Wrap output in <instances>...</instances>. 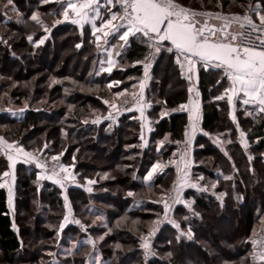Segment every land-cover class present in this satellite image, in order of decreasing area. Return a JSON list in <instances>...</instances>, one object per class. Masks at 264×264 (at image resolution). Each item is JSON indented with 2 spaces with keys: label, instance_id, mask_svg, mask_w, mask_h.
<instances>
[{
  "label": "trees",
  "instance_id": "16d2710c",
  "mask_svg": "<svg viewBox=\"0 0 264 264\" xmlns=\"http://www.w3.org/2000/svg\"><path fill=\"white\" fill-rule=\"evenodd\" d=\"M198 1L189 0L190 4L184 6L225 11L237 4H241V8L252 2L205 0L202 6L195 5ZM206 1L211 4L207 6L209 3ZM258 2L261 13H264V0ZM13 3L15 11L13 6L7 5V0H0V74L10 71L14 72V75L23 74L32 80L28 85L24 83L19 86L0 83V100L3 103L5 94L15 97L18 104L28 99V105L19 115L9 112V106H1L0 126H18L12 135L13 139H22L21 142L25 140L23 143L26 146H29L27 144L33 138L41 144L42 138L33 137L35 135L32 134L43 129L45 132H53L50 139L57 146L61 147L62 141L72 139L71 145H63L67 150L74 151L80 144L89 142L90 146L110 160L115 170L107 171L105 178L93 183L92 191H86L79 185L66 187L72 211L100 216L104 223L96 229L98 232L110 230L111 233L92 245L86 241L88 231H83L76 223L69 222L61 231L71 240H75L76 245L65 256L66 260L55 259L56 251L40 264H51L49 261L52 260L53 264H85L91 254L88 249L92 250V246L99 252L100 264H142L139 235L148 230L144 222L150 219L153 221L160 213L162 207L156 197L165 194L170 188L173 175L171 167H165L154 174L151 181L146 177L156 161L166 163L171 159L175 142L183 140L186 136L187 115L184 111L177 110L179 104L186 99L185 79L173 63L172 53L165 50L166 47L154 54V63L150 68L152 78L144 92L145 101L150 103L147 115L153 121V128L144 144L140 138V121L134 112L122 113L116 122L100 120V117L107 113L103 98L107 96L108 89L110 90L107 88L110 80H120L119 86L112 87L111 90L131 91V88L137 85L141 63L135 62L143 59L145 38L139 34L132 36L128 47L121 51L118 63L124 69H116L111 73L103 72L99 67L100 50L89 27L79 29L70 22H62L53 27L55 21L62 18L61 4L57 0L47 3L45 0H13ZM33 14L40 16L49 31L45 32L44 27L30 19ZM28 36H32L33 41H29ZM45 37L47 39L44 44L36 47V43ZM78 44L81 47L77 48ZM38 70L57 74L60 77L59 82L51 84L49 75H36ZM198 77L204 117L200 125L202 132L195 137L193 143L192 170L194 175L203 177L202 183L213 182L215 190L224 194L221 199L207 191L187 189L184 193L193 199L192 208H195L199 215L189 214L181 223L178 222L179 227L172 221L162 225L155 237L158 252L147 264H175L171 259L172 255L180 256L183 251L194 253L190 252L194 257H189L183 264H205L200 257L208 255L209 249L202 242H206L211 249L217 248L215 241H209L205 236L210 235L206 216L203 215L207 210L219 213L226 222H231V218L227 216L228 211H231L237 213L244 222L241 230L236 229V225L230 233L232 238L236 237L238 240L228 241V246H223L217 252L221 255V264H226V261L233 264L239 248L247 252L252 249L250 235L259 214L264 210V203L261 201L264 199V113L253 107L238 104L235 111L236 121H233L228 116L226 98L215 99L223 93L228 84L223 72L214 67L205 69L200 66ZM36 83L45 86L40 88V95L32 97ZM82 86L89 88L88 91ZM68 88L72 91H64ZM43 92L48 96L49 102L54 103L51 109L32 106L42 99ZM94 108L101 111L97 119H92L89 115ZM163 112L168 114L161 117ZM96 120L99 122L94 123ZM241 131L245 134L247 149L241 143ZM209 134L216 135L221 143L212 140ZM159 141H163V144L158 146ZM249 156L252 157L251 160ZM6 167L7 158L0 152V174ZM75 167L79 169L82 178L87 177L88 171L96 168L89 162H80L78 159ZM15 169L18 175L12 212L7 206L6 190L0 188V264H13L21 260L27 264H39L38 257L43 256L42 252L48 249L50 244L41 241L33 249V254L25 255L31 239L22 222L31 217L32 222L41 224H52L55 219L60 220L63 214L62 189L54 181H39L37 168L31 163L19 162ZM225 176L232 178L225 179ZM113 184L117 188L109 189L108 186ZM22 192L32 194L29 202L22 199ZM129 192L133 195L129 196ZM180 209L189 212L187 207L178 204L174 214L181 212ZM242 211L243 216H240ZM21 212L24 215H21ZM130 224L132 228L129 227ZM186 227L193 232L191 239L187 235H181V230ZM42 236L44 234L40 235V238ZM106 241L107 248L104 246ZM167 249L168 255L165 253ZM196 252L200 255V260L196 259ZM227 252L231 254H225ZM213 257L211 256V259Z\"/></svg>",
  "mask_w": 264,
  "mask_h": 264
},
{
  "label": "snow or ice",
  "instance_id": "6c2138e0",
  "mask_svg": "<svg viewBox=\"0 0 264 264\" xmlns=\"http://www.w3.org/2000/svg\"><path fill=\"white\" fill-rule=\"evenodd\" d=\"M50 0H45V3ZM61 4L63 17L62 20H56L55 24H60L64 21L71 20V23L80 25L83 27L84 23H90L92 27V35L95 37L97 47L100 48V41L103 40L104 44L108 43L107 38L110 36H116L118 41L123 43L119 45L121 49L126 47L130 36H137L138 34L146 38L148 48L150 52L145 57L146 61H150L154 53L161 51L164 42H169L170 47L165 50L175 53L176 63L180 66L181 70L185 69L187 65V71L193 72L197 62H201L205 67L214 66L216 69H220L223 72L224 77L230 82V86L224 90V93L215 97L216 100H223L227 97L228 103L231 105L233 96H239L243 94L244 99L242 103L245 105H254L258 108L260 113H264V14L260 11V5L257 4L252 8L255 16L258 19V23L255 22L251 16L245 15L242 18L240 16H233L231 19L219 14H213L209 12H198L186 8L175 0H107L108 18H104L101 15L102 0H58ZM7 5L13 6L15 11L13 0H7ZM119 5L121 11L114 12L112 8ZM196 17H210L217 20H223L224 24L220 27L210 26L207 20L203 22L197 20ZM36 24L44 27V31H49L47 26H44V22L38 14H33L30 18ZM97 20L101 21L97 26ZM239 22V31H229L231 23ZM199 25V26H198ZM101 35H97V34ZM219 33V35H217ZM44 39H40L36 43V47L44 44ZM29 41H33L32 36H28ZM77 48L81 45H76ZM109 59L107 61H101V71L111 73L115 61L111 59L112 53L109 52ZM116 55H120L119 52ZM107 67H104V64ZM150 63H144V75L148 78V70ZM190 78V77H189ZM218 84L220 81L217 82ZM120 82L116 81L108 84V88L119 86ZM143 88L144 84L141 82L140 89L141 94L139 98H136V93H131L134 98L133 102L137 105L143 101ZM191 92L192 89H189ZM127 90L116 93V98L126 97ZM198 95V94H197ZM104 103L109 104L110 108L119 110V106L116 103H111L105 100ZM129 101L124 100V104L127 105ZM187 105H181L177 110H186ZM198 104L193 107L189 114V127L192 132L191 135L186 132L188 139L186 144L191 142V136L195 134L198 125ZM127 110L131 111L129 107ZM141 116L144 115L143 108L140 109ZM168 113H161V117L166 116ZM112 118L111 112L109 117ZM235 120V116H233ZM98 123L99 120L93 121ZM207 135V133H205ZM244 132H240L241 143L244 148L247 149L248 144L244 141ZM167 137H165V140ZM231 143V141H228ZM163 141H161V145ZM222 146V144H221ZM0 147L6 150L7 159L12 161V167H14L15 161L13 156L9 154L11 150H14L17 154H23L28 159L25 161H35L37 168H43L47 171L49 165L47 161L41 162L40 159L34 156L31 152H27L23 147L18 146L15 142H8L4 138L0 137ZM47 147V144L44 146ZM63 153H61L62 155ZM181 156V160H184V156ZM227 155V153H225ZM75 159V157H73ZM252 157L249 156V160ZM60 156H52L51 161V175L47 176L48 179H55V182L63 187V181L69 178L75 179L70 171V166H66L59 163ZM71 167H74L72 165ZM160 163L155 164L151 171L147 174L146 179L151 181L153 175L158 171H162ZM181 169L177 166V184L183 186L187 184L190 187L198 188L200 191H207V188L200 187L197 183H189V173L184 170L183 175H180ZM65 175H61V174ZM8 172H4L3 176H8ZM45 178V177H41ZM225 179H231L230 176H225ZM202 180L203 177H199ZM89 184L95 183V181L89 180ZM6 187L5 183H0V188ZM215 187V184L212 185ZM174 190H179L177 185H174ZM91 191V188L88 189ZM8 201L9 207L12 204V188L8 187ZM129 196L133 193L129 192ZM222 199V196H221ZM67 201V197H65ZM66 203V207H67ZM165 210L168 209V204L165 203ZM191 207V204L188 205ZM70 211V209H69ZM65 223L68 222V216L64 217ZM65 223L60 224V230H63ZM74 223L80 224V221L76 220ZM15 228V225H13ZM179 227V225H176ZM151 234V233H150ZM181 235H187L191 239V232L181 233ZM103 239V237H100ZM179 239V237H177ZM87 243L93 244L94 242L88 240ZM253 245L260 244L261 251L254 254L253 259L257 261H264V243L254 239ZM142 247L148 254L149 245L147 238Z\"/></svg>",
  "mask_w": 264,
  "mask_h": 264
},
{
  "label": "rangeland",
  "instance_id": "374dc122",
  "mask_svg": "<svg viewBox=\"0 0 264 264\" xmlns=\"http://www.w3.org/2000/svg\"><path fill=\"white\" fill-rule=\"evenodd\" d=\"M181 2V4L183 5H189V0H178ZM205 0H199L198 4L195 5H203V2ZM209 4H207V6H209L211 3L209 1H206ZM259 4L258 0H252L251 4L248 5L246 4V6L243 7H239V5L241 4H237L236 6L232 7V8H227V10L225 11H219L216 9H210V8H206L204 10H208L210 12H214V13H220V14H224V15H228L230 17L233 16H240L241 18L245 15H249L251 16V18L255 21L258 22L257 17L255 16L254 12L252 11V8L255 7V5ZM264 14V13H262ZM47 74L48 72L43 70L40 72V70H38V72L36 73V75L39 74ZM14 72H6L5 74H0V83H9L11 86H19V84H24L26 83L27 85L30 83L29 81L32 79L26 78L25 76H23V74L17 76L14 75ZM14 75V76H13ZM50 76V83L53 84L55 82H59V76H57V74L55 73H49L47 74ZM33 86V85H31ZM45 85H40L39 83L36 85H34V91L33 94L31 95L33 96H37L40 95L42 92L39 91L41 87H43ZM82 88L86 91H88L89 88H85L84 86H82ZM97 88V87H95ZM94 88V89H95ZM108 88V85H107ZM127 89H122V90H109L107 92V96L105 98H103V102L105 100L110 101L111 103H116L118 106L119 105H125L124 104V100L127 99L129 101V103L127 105H130V103H133L134 98L132 97L131 93H136V95H138V90H137V85L131 88L130 90H127V95L126 97H120V98H116L115 94L119 93L121 91H124ZM64 91L67 92H71L72 89L68 88L65 89ZM51 95V94H50ZM39 97V96H38ZM48 96L43 92V96L41 97L42 99H40L39 101H35L37 103L36 104H32V106H41L44 107L46 109H51L54 106V103L49 102V99L47 98ZM2 99V98H0ZM28 99H25L22 101L21 104H18L15 102V97H10L7 94H5V98H4V102H2V100H0V107L4 106V107H8V111L11 112L12 114L15 115H19L21 114V110H23L24 107H26L28 105ZM34 102V103H35ZM106 104V103H105ZM106 112H108L110 110V106L109 104H106ZM237 107V106H236ZM202 108V107H201ZM101 111L98 108H94L91 110L90 112V117L92 119H97L100 117ZM18 127V126H17ZM16 126H0V137L4 138V140L8 141V142H15L18 146L23 147L25 151L27 152H31L34 156L38 157L40 159L41 162H45L47 161L49 167L47 169V171L43 168H37L36 166V162L32 161L30 162L31 164H33L35 166V168H37L39 170H42L43 172L47 173L48 175H51V165H52V161H51V157L52 156H60V160L59 163H62L66 166H70V171L72 173V175H74L75 180L76 181H80L81 183H88L89 180L92 181H100L103 178H105L106 176V172L107 171H115L113 168V164L110 162L109 159L104 158L103 154L98 152V150L95 147L90 146L89 142H85L84 144H80V147H76L74 151L72 150H67L65 148V146L63 145H71V142L73 141L72 139H67L65 141H62V146H57V144L54 143L53 140H51L50 138H52L53 132L50 130L49 132H45V130H41L38 131L37 133L35 132L32 135H35L33 137H38L40 136L42 138V143L40 144L39 142L35 141V138H33L32 140H29V146H26L22 141H19L17 139H13L14 137L12 136L13 133L15 132V130L17 129ZM4 133H6L7 135H3ZM218 142L221 143V140L218 138L217 139ZM26 142V141H25ZM66 142V143H64ZM45 144H47V147L45 148ZM161 144V142H157V145L159 146ZM54 146V147H53ZM193 149V145L190 144H184L183 145H178L175 146L174 152H173V156L171 157L170 160H168L166 163H160L161 160L156 161L155 164L160 163L162 166L164 165H174V167L171 168V173H172V183L169 189L166 190L165 194L163 195H157V200L158 203L161 205L162 209L160 211V213H158L156 215V217L153 219V221L150 219V221L146 220V222H144V226H146L148 228V230L146 231V233L144 234H140L139 235V249H140V254L142 257V264H147V262L149 261V259H151L153 256L156 255V253L158 252V250H156V246H155V237L157 235V232L159 231V229L162 227V225H164L166 222H174L176 225H178L179 223H181V220L184 217H187L189 214H196L199 215L197 210L195 208H192V198L185 194L183 192V189H185L187 186H177L178 187V191L174 190V185H176V181L175 178H177L178 173H177V166L180 167V169L182 170L181 173L186 170L189 171V183H197L200 187L203 188H207V192L213 194V195H217L218 197L221 198V196H223V192L220 191H216L214 187H212L213 182H210V184H206V183H202L201 180H199V177H202L201 175H194L193 174V170L192 168H190V162H194L193 159V153L188 155L189 151H192ZM0 152H4L3 154L5 155V157H7L6 150L3 147H0ZM61 153H63L61 155ZM185 153H187L186 156H184V160H181V156L184 155ZM9 154H11L13 156V160L16 162V159H18V157H22L24 159H28L27 157L23 156V154H17L14 150H11L9 152ZM189 156V158L187 157ZM73 157H75V159H73ZM77 159L82 162H89L90 164L94 165L96 168L92 169L90 171H88V175L85 178H82V176H80L79 174V169L75 167V164L77 163ZM7 160V167L6 169L0 174V183H5L6 187H11L12 188V194L13 196H15V181H16V177L18 175V171H16L15 166L16 164H14V167H12V161ZM189 161V162H188ZM154 164V165H155ZM72 165H74V167H71ZM81 167V165L79 166ZM171 167V166H168ZM165 168V167H163ZM4 172H8L9 175L8 176H3ZM119 173V172H116ZM121 174V172H120ZM123 174V173H122ZM121 174V175H122ZM37 178L39 181H41L42 179H39V173L36 174ZM62 176L65 174H61ZM69 179H67L66 181H69ZM87 181V182H86ZM12 182L14 183V186H12ZM212 184V185H211ZM60 188L62 189L61 191V195L63 198V214L61 215L60 220L59 219H55L54 221H52V224H49L47 222L41 224L40 222L34 223L32 222V217L27 221H23V225L26 229V231L28 232V235L30 236V241H29V245L27 247L28 250L25 251V255L33 254L34 251L33 249H35L36 245L39 244L41 241L50 244V246H48L49 248L44 250L42 252V257H38L37 259V263L40 264V262L42 261H46L48 260V258L50 257V255L52 256L53 253H56V258L55 259H64V261L66 260L65 256L70 253V251L73 249V247L76 245V241L75 240H71L69 238V236L66 234H64L61 230H60V224L61 223H65L64 221V217L68 216V221L73 222L78 220L80 221V224H77L78 227H80L81 230L83 231H88L87 233V238L86 241L91 240L94 243H97L99 241H102L103 239H105L106 235H108L109 233H111L110 230H105V231H99L98 229H96L98 226H101V224L104 223V220L100 217V216H89V215H83L82 213H74L72 211V206H71V202L70 199L67 196L66 193V185H63V187L61 185H59ZM87 189H89V187L91 188V191L93 190V186L87 185ZM109 189H113L115 190L117 187L116 185H109L108 186ZM30 195H32L30 192H22L21 193V197L25 202H29L30 200ZM65 197L68 198V201L70 203V205H68L67 202L64 201ZM7 198V196H6ZM15 199V198H14ZM262 203H264V199L261 200ZM14 203V202H13ZM66 203H67V207H66ZM165 203L168 204V209L167 211L165 210ZM257 203V202H256ZM178 204H182L185 207L188 208L189 212H184V210H181V212H179L178 214H174V209L175 206ZM191 204V207H189L188 205ZM14 206V205H13ZM104 208H107V206H103ZM14 209V207H13ZM70 209V211H69ZM13 210H11L10 212H12ZM33 211V210H32ZM60 211V210H59ZM186 213V214H184ZM229 214H227L228 217L231 218V222H226V219H223L219 213H216L215 211H204L203 215L206 216V221H207V227L209 230L210 235L207 236L205 234V236L210 240L215 241L216 245V249H211V247L206 243V242H202V244L204 246H206L209 250L208 255H204L201 256L200 258L202 259L201 261L205 262V264H213V263H222V259H221V255L218 254V250H220L221 248L227 247L228 245V241H232L234 240L235 242L238 240L236 237L232 238L230 233L231 231L235 228V226L237 227L236 229L241 230L243 227L244 222L238 217L237 213H233L231 211H228ZM244 211L240 212V216H243ZM24 215V213L21 212V215ZM177 215V216H175ZM149 218V217H148ZM141 221V218L139 219ZM152 221V222H151ZM205 221V220H204ZM179 222V223H178ZM45 225V226H43ZM66 225V223H65ZM131 225V224H130ZM206 225V224H205ZM35 226V227H34ZM41 226V227H40ZM40 227V228H39ZM54 229H52V228ZM65 227V226H64ZM90 227L92 229H90ZM130 228H132V225L129 226ZM134 230V229H131ZM191 232V235L193 234V232L191 230H189L187 227L183 230H181V232L183 233H188ZM151 233V234H150ZM241 233V232H240ZM35 234V235H33ZM44 234V236H42L40 238V235ZM37 235V237H36ZM164 235V234H163ZM235 236V235H234ZM51 237V238H50ZM100 237H103V239H100ZM35 238V239H34ZM37 238V239H36ZM145 238H147V243L149 245V249H148V254L146 255V251L145 249L142 247L143 243L145 242ZM251 240L253 241L255 238H257L258 241H260L261 243H264V210L261 211V213L259 214L256 224L254 225L253 231L251 232L250 235ZM93 245V244H92ZM105 248L108 247V241L105 242ZM212 246V245H211ZM246 249V248H245ZM239 251L236 252L237 254V258L234 261L237 264H264V261H257L253 259L254 254L260 252L261 246L260 244L257 245H253L252 249L247 252L245 250H240V248L238 249ZM88 251H91V254L87 257L85 264H100V255L99 252L97 251V249H94V247L92 246V250L88 249ZM168 249L165 251V253H167ZM190 252H182L180 253V256H173L172 255V261L175 264H183L185 263V261H187V259H189V257H194L191 256ZM197 253V252H196ZM192 254H194L192 252ZM218 254V255H217ZM225 254H231V253H225ZM224 254V255H225ZM168 255V253L166 254ZM228 255V256H229ZM199 254H196V259H199ZM211 256H214L211 259ZM170 257V256H169ZM54 258V257H53ZM195 259V258H194ZM195 259V260H196ZM200 260V259H199ZM220 261V262H219ZM51 264H53V260L49 261ZM224 262V261H223ZM233 262V264H234ZM220 263V264H221ZM226 264H232L229 261L224 262ZM13 264H27V262H23L22 260L19 262L15 261L13 262Z\"/></svg>",
  "mask_w": 264,
  "mask_h": 264
},
{
  "label": "crops",
  "instance_id": "0c3cea01",
  "mask_svg": "<svg viewBox=\"0 0 264 264\" xmlns=\"http://www.w3.org/2000/svg\"><path fill=\"white\" fill-rule=\"evenodd\" d=\"M58 1V0H57ZM106 4H107V0H102V5H105V6H102L101 7V9H100V11H101V15L106 19V18H108V10H107V6H106ZM112 11H114V12H119V11H121V9L119 8V5H117V6H115V7H113L112 8ZM63 19V17L61 18V20ZM64 22H70L71 23V20H69V21H64ZM100 22L101 21H99V20H97V26H99V24H100ZM79 29H81V28H83V27H85V26H87V27H89V29H90V32H91V34H92V27H91V24L90 23H84V25H83V27H81L80 25H77V24H75ZM97 35H101V34H97ZM132 36H130L129 37V41H128V44L126 45V47H124L123 49H121L120 47H119V45L120 44H122L123 42L122 41H118V38L116 37V36H110V37H108L107 38V40H108V43L107 44H104V42H103V40H101L100 41V44H101V47L99 48V50H100V65H99V67H100V71H101V61H107L108 59H109V55H108V53L109 52H111L112 53V55H111V59L112 60H114L115 61V65L113 66V70L112 71H114V70H116V69H124V67L123 66H120V64L118 63V57H119V55L117 56L116 55V53L117 52H119V53H121V51L122 50H124L125 48H127L128 47V45H129V43H130V38H131ZM94 38V41H95V37H93ZM96 43V42H95ZM164 44L165 45H163L162 47H170L171 45H170V43L169 42H164ZM96 45H97V43H96ZM141 61L142 60H140V61H137V62H135V63H141ZM135 63H133V64H135ZM173 63L175 64V62H174V59H173ZM132 64V65H133ZM176 65V64H175ZM153 66V65H152ZM200 66H203L205 69H208V68H206L201 62H197L196 63V67H195V70L193 71V72H188L187 71V79H185V82H184V85H186V99H185V101L184 102H181L180 104H179V107L181 106V105H187L188 107H187V109L186 110H182V111H184L185 113H186V115H187V126H186V132L187 133H189L190 135H191V132H192V130H191V128L189 127V114H190V112L192 111V109H193V107L194 106H196L197 104H198V106L199 107H202V104H201V96H200V91H199V89H198V80H199V77H198V72H199V67ZM104 67H107V64L105 63L104 64ZM215 68V67H214ZM180 72V71H179ZM108 73V72H107ZM181 74V73H180ZM190 77V78H189ZM151 78H152V73H151V69H150V71L148 72V78H143L142 80H139L138 79V83H137V90H138V94L140 95L141 94V89H140V84H141V82H143V84H144V88H143V97H144V92H145V89H146V87H147V85H148V83H149V81L151 80ZM116 81H119L120 82V80L119 79H112V80H110L109 82H108V84L109 83H113V82H116ZM230 86V82L228 81V84H227V87L226 88H228ZM114 87H116V86H114ZM225 88V89H226ZM189 89H192V91L190 92L189 91ZM224 89V90H225ZM223 93H224V91H223ZM198 94V95H197ZM226 98V100H227V97H225ZM244 99V97H243V94H240L239 96H233V101H232V104L230 105L229 103H228V116L233 120V116H235V111H236V106H238V104H241L242 106H250V107H253L255 110H258V108L256 107V106H254V105H245V104H243L242 103V100ZM227 102H228V100H227ZM129 107H131L132 108V110L131 111H129V110H127ZM143 108V112H144V115L143 116H141V114H140V108ZM149 107H150V103L149 102H147V101H145V99H143V101H141L140 102V104L139 105H137V104H135V103H130V105H119V110H116V109H112V108H110V110L104 115V116H102V117H100V120L102 119V120H106V121H110V122H116L117 121V119H118V117L122 114V113H125V112H134L135 114H136V116H137V118L139 119V121H140V138H141V140H142V142L145 144V142H146V139H147V137H148V134L150 133V131L152 130V128H153V121H152V119L151 118H149V116L147 115V111H148V109H149ZM178 107V108H179ZM111 112V116H112V118H108L109 117V113ZM233 121H236V116H235V120H233ZM202 132V129L200 128V126H197V130H196V132H195V134L194 135H192L191 136V142L189 143V144H187V145H189L190 146V144L191 145H193V143H194V140H195V137L199 134V133H201ZM209 137L212 139V140H214V141H216V142H218V137L216 136V135H213V134H209ZM239 137H240V135H239ZM188 139V137H186L185 136V138L182 140L184 143H185V141ZM186 144V143H185ZM175 146H178L177 145V141L175 142ZM4 153V152H3ZM190 154H192V151H189V153H188V155H190ZM188 158H189V156H187ZM7 158V157H6ZM8 160V159H7ZM26 161V159H24V158H20V157H18V159H16V162H15V164L16 163H19V162H22V163H26L25 162ZM9 162V161H8ZM30 162H32V161H30ZM30 162H27V163H30ZM189 162V161H188ZM193 162L191 161L190 162V168H192V166H193ZM168 166H171V168L172 167H174V165L172 166L171 164L170 165H167L166 167H168ZM163 169V168H162ZM188 173H189V171H187ZM37 173H39V179H42V180H44V179H47V180H51V181H54L55 182V179L56 178H53V179H48L47 178V176H49L47 173H45V172H43L42 170H39L38 169V171H37ZM180 175H183V172L182 173H180ZM45 177V178H41V177ZM74 176V175H73ZM178 176V175H177ZM178 178V177H177ZM177 178H175V181L177 180ZM87 182V181H86ZM177 182V181H176ZM58 184V183H57ZM58 185H60V184H58ZM63 185H66V186H81L84 190H86V191H88V189H87V185H90V186H92L93 185V183L92 184H89V183H79L78 181H76L75 179L73 180V179H71L70 178V180L69 181H66V180H64L63 181ZM176 185L177 186H179L177 183H176ZM12 186H14V183L12 182ZM184 186H187V184H185ZM5 188V190H6V196H7V206H8V208H9V210L11 211V210H13V205H14V196H13V194H12V204H11V207H9V201H8V196H9V193H8V188L7 187H4ZM90 188V187H89ZM189 188H193V187H190V186H187L185 189H183V192L184 191H186L187 189H189ZM195 189H198V188H195ZM64 201L65 202H67L68 203V205H70V203H69V201H68V198H67V201L64 199ZM70 221H68L67 223H69ZM66 223V224H67Z\"/></svg>",
  "mask_w": 264,
  "mask_h": 264
},
{
  "label": "built area",
  "instance_id": "2783aa9c",
  "mask_svg": "<svg viewBox=\"0 0 264 264\" xmlns=\"http://www.w3.org/2000/svg\"><path fill=\"white\" fill-rule=\"evenodd\" d=\"M176 3H179L180 5H182L178 0H175ZM184 6V5H182ZM185 7V6H184ZM188 8V7H186ZM191 10H194V11H198V12H209V13H213V14H219L221 16H225V17H228L229 19H231L232 17L228 16V15H224V14H220V13H214V12H210L208 10H204V9H199V8H189ZM197 20H200V21H204V20H207L208 24L210 26H216V27H220L221 25L224 24V21L223 20H217V19H214V18H210V17H196ZM258 23V22H257ZM199 26V25H198ZM239 22H235L233 21L231 23V28L229 29V31H232V32H236V31H239ZM219 35V33L217 34ZM145 53H144V56H143V59L141 61V69H140V73H139V80H142L145 75H144V63H150V67L149 69L152 67L153 63H154V54L152 55L151 57V60L150 61H146L145 60V57L148 56L149 52H150V49L148 48V44H147V41H146V38H145ZM172 55H173V59H174V62L177 66V68L179 69L181 75L183 78L187 79V65L185 66V69L182 71L180 66L176 63V56H175V53L172 52ZM211 67H214V66H211ZM206 68H209V67H206ZM149 71V70H148ZM139 94L136 95V98L138 99L139 98ZM134 103V102H133ZM136 104V103H135ZM203 117H204V112L202 110L201 107H199L198 109V125L197 126H200L202 121H203ZM183 141H177V145H183ZM185 144V143H184ZM257 240V238H255Z\"/></svg>",
  "mask_w": 264,
  "mask_h": 264
}]
</instances>
